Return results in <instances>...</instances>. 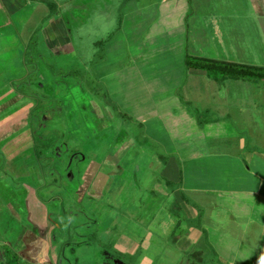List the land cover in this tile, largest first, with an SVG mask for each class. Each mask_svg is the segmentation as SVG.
<instances>
[{
	"label": "rangeland",
	"instance_id": "1",
	"mask_svg": "<svg viewBox=\"0 0 264 264\" xmlns=\"http://www.w3.org/2000/svg\"><path fill=\"white\" fill-rule=\"evenodd\" d=\"M143 1L11 0L0 14V44L26 49L0 61V261L8 246L31 264L253 260L244 233L261 231L264 206L185 194L196 210L163 179L160 155L194 147L148 140L159 116L141 111L146 68L130 72V25L155 10ZM139 43L145 51V35Z\"/></svg>",
	"mask_w": 264,
	"mask_h": 264
},
{
	"label": "crops",
	"instance_id": "2",
	"mask_svg": "<svg viewBox=\"0 0 264 264\" xmlns=\"http://www.w3.org/2000/svg\"><path fill=\"white\" fill-rule=\"evenodd\" d=\"M10 1L0 0L1 15L7 13ZM142 4L155 10L130 25L135 35L130 72L132 77L142 66L146 68L141 111L159 116L153 124L162 133L148 140L188 142L187 147L192 142L194 147L193 155L185 157L160 155L165 183L175 187L183 202L196 210H200L198 204L185 200V194L212 192L224 198L233 196L235 202H254L256 209L264 206V79L215 76L186 65L189 55L264 67V0H144ZM159 20H166L169 26L155 30ZM143 35L148 44L145 51L139 43ZM5 37L0 61L9 60L11 53L25 55L23 41H5ZM204 114L210 117L199 119ZM146 122L150 124V120ZM220 143L221 148L216 146ZM35 197L33 204L39 207ZM246 222L249 228L253 226V220ZM257 232L244 233L253 244L249 245L253 250L247 249L253 254L250 264H260L264 257V221ZM194 248L191 253L197 250ZM223 255L217 264H234Z\"/></svg>",
	"mask_w": 264,
	"mask_h": 264
},
{
	"label": "trees",
	"instance_id": "3",
	"mask_svg": "<svg viewBox=\"0 0 264 264\" xmlns=\"http://www.w3.org/2000/svg\"><path fill=\"white\" fill-rule=\"evenodd\" d=\"M187 67L200 68L207 70L211 75H221L223 77H234V78H250V79H264V67L250 66V65H240L230 62H222L213 59L187 56L186 58ZM181 220L178 221L180 226ZM200 253L194 252L193 254ZM6 259L0 261V264H31L25 260H22L20 255L12 250L11 247L6 249Z\"/></svg>",
	"mask_w": 264,
	"mask_h": 264
},
{
	"label": "clouds",
	"instance_id": "4",
	"mask_svg": "<svg viewBox=\"0 0 264 264\" xmlns=\"http://www.w3.org/2000/svg\"><path fill=\"white\" fill-rule=\"evenodd\" d=\"M260 264H264V257H261Z\"/></svg>",
	"mask_w": 264,
	"mask_h": 264
}]
</instances>
